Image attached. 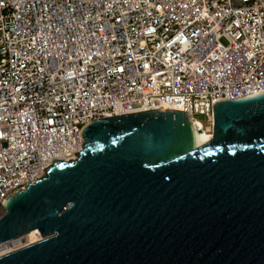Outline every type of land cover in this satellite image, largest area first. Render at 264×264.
Returning a JSON list of instances; mask_svg holds the SVG:
<instances>
[{"label": "built area", "instance_id": "2783aa9c", "mask_svg": "<svg viewBox=\"0 0 264 264\" xmlns=\"http://www.w3.org/2000/svg\"><path fill=\"white\" fill-rule=\"evenodd\" d=\"M263 89L264 0H0V218L92 120L170 109L213 133L217 102Z\"/></svg>", "mask_w": 264, "mask_h": 264}, {"label": "water", "instance_id": "95a60500", "mask_svg": "<svg viewBox=\"0 0 264 264\" xmlns=\"http://www.w3.org/2000/svg\"><path fill=\"white\" fill-rule=\"evenodd\" d=\"M212 138L179 110L92 120L75 160L8 196L0 264H264V93L214 105Z\"/></svg>", "mask_w": 264, "mask_h": 264}, {"label": "bare ground", "instance_id": "6f19581e", "mask_svg": "<svg viewBox=\"0 0 264 264\" xmlns=\"http://www.w3.org/2000/svg\"><path fill=\"white\" fill-rule=\"evenodd\" d=\"M260 93H264V89L254 93L253 95H257ZM191 121L199 129L200 145H203V144H206L207 142H209L212 138L211 130L209 128H206V126L203 124V122L199 118L193 117V118H191ZM41 238H42V236H41L40 232L35 229V230L28 231L25 234H23L21 239H25L26 240L25 243H30V242L39 240ZM25 243H21L20 245H24Z\"/></svg>", "mask_w": 264, "mask_h": 264}]
</instances>
